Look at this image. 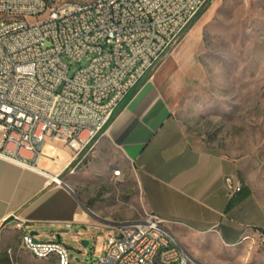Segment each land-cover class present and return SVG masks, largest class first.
Wrapping results in <instances>:
<instances>
[{"label":"crops","instance_id":"1","mask_svg":"<svg viewBox=\"0 0 264 264\" xmlns=\"http://www.w3.org/2000/svg\"><path fill=\"white\" fill-rule=\"evenodd\" d=\"M187 47L168 52L155 73L149 76L156 68L138 84L96 145L82 155L81 165L58 143L47 144L36 163L0 159V264L58 263L56 256L40 260L23 251L25 234L61 242L73 262L87 264L89 255L102 251L114 227L146 213L165 221L177 246L191 259L199 250L186 240L188 235L232 249L264 229V199L257 190L261 158L234 157L197 145L173 113L171 99L181 93L187 74L182 62ZM83 165L87 183L101 180L107 189L132 181L124 213L116 207L108 211L95 197L80 196L63 179L76 176ZM227 178L242 187L232 198ZM15 216L24 223L23 230ZM184 242L187 249L179 246Z\"/></svg>","mask_w":264,"mask_h":264},{"label":"built area","instance_id":"2","mask_svg":"<svg viewBox=\"0 0 264 264\" xmlns=\"http://www.w3.org/2000/svg\"><path fill=\"white\" fill-rule=\"evenodd\" d=\"M211 1L0 0V159L36 163L47 144L58 143L81 165L119 106ZM86 57L90 65L70 76L64 59ZM226 183L230 198L241 192L233 178ZM255 235L244 240L264 242V229ZM21 247L40 260L73 262L61 242L25 234ZM89 258L84 263H192L165 221L149 213L114 227Z\"/></svg>","mask_w":264,"mask_h":264},{"label":"rangeland","instance_id":"3","mask_svg":"<svg viewBox=\"0 0 264 264\" xmlns=\"http://www.w3.org/2000/svg\"><path fill=\"white\" fill-rule=\"evenodd\" d=\"M181 41L178 50L168 53L189 48L182 58L187 68L183 89L171 99L175 117L199 146L234 157L258 155L263 169L257 190L264 199V0H212ZM64 60L70 76L91 62L89 57L81 63ZM84 167L63 179L80 196L95 197L108 211L116 207L124 213L132 181L106 189L101 180L85 182ZM186 240L199 250L191 264H264L259 239L232 249L209 238L188 235ZM180 244L187 249L185 242Z\"/></svg>","mask_w":264,"mask_h":264},{"label":"trees","instance_id":"4","mask_svg":"<svg viewBox=\"0 0 264 264\" xmlns=\"http://www.w3.org/2000/svg\"><path fill=\"white\" fill-rule=\"evenodd\" d=\"M210 3H211V2H209V3L207 4V6H206V7L200 12V14L196 17V19L191 23L190 27H192V26L196 23V21L200 18V16H202V15L204 14V12L208 9ZM190 27H189V28H190Z\"/></svg>","mask_w":264,"mask_h":264},{"label":"water","instance_id":"5","mask_svg":"<svg viewBox=\"0 0 264 264\" xmlns=\"http://www.w3.org/2000/svg\"><path fill=\"white\" fill-rule=\"evenodd\" d=\"M86 209L89 210L88 208H86ZM86 244H87V243H86ZM195 263H197V264H201V263H198V262H196V261H195Z\"/></svg>","mask_w":264,"mask_h":264}]
</instances>
